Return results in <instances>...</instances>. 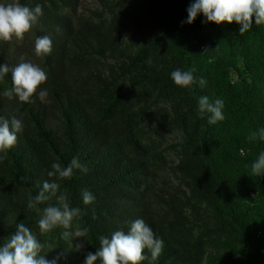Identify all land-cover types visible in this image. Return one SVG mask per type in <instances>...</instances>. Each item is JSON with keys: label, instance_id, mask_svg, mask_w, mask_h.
Wrapping results in <instances>:
<instances>
[{"label": "trees", "instance_id": "1", "mask_svg": "<svg viewBox=\"0 0 264 264\" xmlns=\"http://www.w3.org/2000/svg\"><path fill=\"white\" fill-rule=\"evenodd\" d=\"M80 1L19 0L41 6L28 33L50 37L52 46L40 56L47 80L30 102L3 95L11 72L0 79V117L23 125L0 152V246L22 222L46 259L85 264L102 236L128 233L142 219L163 249L155 260L145 249L141 264H264V170L251 172L264 152V24L253 20L243 34L235 22L202 23V14L182 24L194 0H101L91 16L77 13ZM0 65L13 67L6 50ZM176 69H195L197 82L176 85ZM201 96L223 101L222 120L209 124ZM161 130L176 132L177 187L159 184L165 149L149 138ZM73 158L87 172L48 176L53 163L67 167ZM45 181L81 210L69 229L39 228L56 196L27 207ZM82 190L93 202H83ZM65 231L73 235L63 238Z\"/></svg>", "mask_w": 264, "mask_h": 264}, {"label": "clouds", "instance_id": "2", "mask_svg": "<svg viewBox=\"0 0 264 264\" xmlns=\"http://www.w3.org/2000/svg\"><path fill=\"white\" fill-rule=\"evenodd\" d=\"M42 8L36 5L29 8L22 5L19 0H11L9 3H0V40L10 41L14 36L22 39L24 34L30 31L38 23ZM198 14L204 16L202 23H221L235 22L239 27V33L248 31L253 20L255 24H264V0H194L187 8V20L183 23L191 24ZM52 41L48 36H40L35 39L34 49L37 56L50 54ZM11 72L12 88L5 91L4 96L12 98L16 96L21 102H30V97L36 92L39 85L47 80V74L38 65L26 62L21 58V62L11 69L7 65H0V79ZM195 69L181 71L176 69L171 72V79L181 87H188L196 83L193 75ZM199 84L203 87L206 81L201 78ZM46 96L47 91L40 93ZM223 101L220 99L209 102L207 96H201L198 100V109L201 114L211 113L208 120L209 124L216 123L223 119ZM22 121L13 117L11 121L0 117V152H6L17 140V133L22 130ZM255 133L249 136L250 140L256 139ZM264 139V132L259 135ZM52 171L48 172L49 177L60 179L70 178L74 169L87 172V168L82 166L78 158H73L67 167H62L56 162L51 165ZM264 170V152H261L258 159L251 165L253 175H260ZM59 184L56 182L43 183L41 191L33 198H29L27 207L32 209L44 201L56 196L58 206H47L42 210L38 221L41 232H47L62 225L65 229L71 227L73 217L80 215V209L71 208L64 194L56 195ZM47 193V195H46ZM82 199L85 204L93 202L95 197L87 190H82ZM39 211V209H37ZM73 233L65 231L62 236L68 238ZM83 237L84 233L75 234ZM82 245H77L79 248ZM51 247V246H49ZM44 245L38 241L32 231L19 223L16 230L10 235L7 242L0 246V264H57L59 257L52 260L46 259V255H41ZM147 249L151 253V259L155 260L163 249V240L157 238L152 229L142 220L136 219L130 225L128 233L115 231L110 238L102 236L100 238V248L93 254L88 253L85 264H94L100 260L101 264H141L148 259L144 255ZM46 254V253H45Z\"/></svg>", "mask_w": 264, "mask_h": 264}, {"label": "rangeland", "instance_id": "3", "mask_svg": "<svg viewBox=\"0 0 264 264\" xmlns=\"http://www.w3.org/2000/svg\"><path fill=\"white\" fill-rule=\"evenodd\" d=\"M9 2H11V0H0V3ZM101 8V0H81L76 9L78 14L91 16L95 10ZM34 42L31 35L26 32L22 39H18L14 36L10 41L0 40V51L6 50L8 52L9 64L13 67L20 63L21 58H23L24 61L36 64L44 70L41 57L35 54ZM233 78L235 77L233 76ZM149 140L165 149L166 164L163 166V169H160L161 175L158 177L159 184H172L177 187L179 179L174 173V166L178 159L177 151L174 148V145L178 141L176 132L161 130L158 133H151ZM80 244H82V242H80Z\"/></svg>", "mask_w": 264, "mask_h": 264}]
</instances>
